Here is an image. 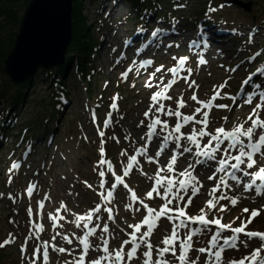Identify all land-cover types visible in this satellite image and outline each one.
<instances>
[{
  "label": "snow or ice",
  "instance_id": "1",
  "mask_svg": "<svg viewBox=\"0 0 264 264\" xmlns=\"http://www.w3.org/2000/svg\"><path fill=\"white\" fill-rule=\"evenodd\" d=\"M178 7H183V5H178ZM209 11H215V9L210 8ZM138 31H143V29H138ZM158 33H161L160 29L153 31L151 36L156 37ZM247 42L249 44L253 42L251 33ZM194 46L200 47L201 45L196 41H192L188 45L189 49ZM202 46L207 48L208 42L203 41ZM173 47L179 49L180 44L171 42L166 45V48L169 49ZM198 55L196 71L208 64L203 53ZM256 55L258 56L260 53H256ZM172 59L176 62L173 67L165 69L163 64L155 67L145 82L146 88L155 87L156 90L150 96V104L143 113L144 119L137 124V128H146V131L139 138L144 143L135 149L134 154H129L126 149L121 150L119 155L125 157L126 162H122L123 167L119 172L114 168L113 162L106 158L105 149L106 133L103 129L109 127L112 123V112L118 110V95L111 98L110 111L104 120L103 128L97 130L100 137L99 159L93 170L98 174L99 184L94 187L87 180L83 181L85 187L96 192L100 198V203H97L95 207L84 214L72 213L71 223L77 229L82 230V235L73 233L72 238L69 235L62 236L68 245H72L73 240L78 241L79 253L73 255L75 249L69 250L65 247H57L49 241H41L33 247L31 255H28L29 240L44 231L43 226L40 223H34L32 219L34 215H38L39 211L45 208V204L38 201L35 212L32 207L27 209L31 224L29 229L31 236H26L19 248L21 260H26L28 264H49V249H51L52 252L67 254L71 257V259L65 260L64 264H133L134 261H139L140 264H174L173 260L166 258L169 255L174 258L175 264H200V255L205 257L203 264H225L224 253L227 250L239 251L240 245L247 249L249 241L256 239L260 242L258 247L252 248L239 259L228 260L227 264H264V232L248 230L249 225L264 214V204L252 209L244 207L241 212L248 214L246 219L237 216L227 224L222 223L223 216L221 215H213L209 218L213 212L225 213L229 211L230 207L235 208L239 205L240 196L228 194L234 191V186L240 187L242 185L245 193L264 199V166L257 167L258 158L264 159V91H259L255 99L252 94L257 90L264 89V85L255 83L253 80L257 73L264 75V71L257 68L256 72L250 74L240 85L237 95L244 92L245 99L242 103L252 106L244 121L234 124L230 129L226 128L224 124L210 129V116L214 109L231 112L233 106H242L237 96L225 92V89L229 87L231 76L212 85V95L201 100L198 97L200 84L192 79L194 70L192 67L186 66L189 63V57L173 56ZM153 63V60L148 59L142 61L141 67L151 66ZM220 67L224 68V65H220ZM238 67L239 65L233 68H224V70L235 72ZM131 71L132 68H128L121 73V78L126 80ZM157 73L161 75L154 85L153 79L156 78ZM166 74H170V78L165 83ZM208 75H211V72ZM181 79L187 85L186 90H192L189 99L196 105L189 114L182 111V109L189 107L184 99V91H181L175 99V109L165 104V101L173 100V97L168 93ZM245 86H250L251 92H246ZM105 87H107V82H105ZM132 87L135 85L133 84ZM223 99L231 100L232 104L216 103V101ZM162 117L168 119H162ZM172 118H174V123H170ZM221 119L227 123L229 117L224 116ZM96 121L97 115L93 110L92 122L95 124ZM146 121L147 123H145ZM111 139L119 143V139L115 135ZM124 139L130 140V136H125ZM154 142L156 143V150L150 154V145ZM133 143L135 142L133 141ZM163 155H167L168 159L162 165L160 161ZM138 158H143V161ZM181 158L188 162L183 170L178 171L177 165ZM209 161L216 165L212 174L207 177L214 184L208 190V199L205 200L198 214H189L187 209L204 187L195 174L196 167L206 165ZM142 162L157 165L154 175L149 176L143 171ZM19 167V163L13 162L9 171ZM134 169L152 181L150 189L143 198L138 196L125 179ZM242 177L248 179L243 180ZM9 182H11V177ZM118 186H122L128 193L129 202L124 205L125 210L142 213V219L139 222L127 224V228L131 229L130 232L125 233L127 238L122 239L118 247L111 248L110 237H112V233L109 224L102 222V218L98 214L103 211L107 213L108 221H114V210L110 205L113 204L114 193ZM36 189L37 185L30 182L26 188L27 195L31 197ZM157 197L163 201L158 209L149 206L146 202ZM186 197L187 199H185ZM9 199H12L11 194H9ZM49 199L48 195L43 197V200ZM222 201L228 203H221ZM60 209L64 212L69 211L64 202H61ZM48 218L53 221V227H62L56 222L66 219L65 216L60 215L59 210L55 215H50ZM162 218L167 219L171 224V231L161 239L160 245L162 246H154L151 237L159 227ZM236 220L240 221L239 226L233 227ZM205 233L210 234L207 246L194 248V238ZM225 233H229V235H225ZM57 236H61L59 231L51 239L55 241ZM94 237L99 243L93 244L91 242L90 238ZM15 242V237L9 233L8 238L0 242V249ZM193 250L200 254L195 259L190 257ZM91 251L98 254L94 258H90Z\"/></svg>",
  "mask_w": 264,
  "mask_h": 264
},
{
  "label": "rangeland",
  "instance_id": "2",
  "mask_svg": "<svg viewBox=\"0 0 264 264\" xmlns=\"http://www.w3.org/2000/svg\"><path fill=\"white\" fill-rule=\"evenodd\" d=\"M27 1L28 0H18L13 2L12 8H8L4 15L0 14V27H2V29H0V58L7 56L10 49L13 47L12 43H10L11 35L5 31L11 30V33H14V35L17 33L18 26L23 15V10L27 6ZM212 1L214 4H216L226 0ZM232 1H234L235 4L229 8L225 7L222 10V16L224 18H228L230 21H235L242 27H244V25L248 22V16L243 15V13L247 15L254 12L259 13L262 10L264 2V0H229L228 2ZM93 2L94 4H91L89 0H82V6L80 7L82 8V13L89 24L94 23V18L99 16L95 15V12L93 11L97 0H93ZM239 2L242 4L250 3L251 6L249 8V12L245 13L242 11L240 7H238ZM185 5L186 7L184 13L186 16L191 17L196 15V12L200 9V0H187ZM257 16L259 17V21L257 23L259 26L261 19L264 18V13L257 14ZM99 17L102 18V16ZM226 23H229V21L227 20ZM187 26V28H192L189 22ZM234 27L241 29V27ZM257 29H259V27H257ZM260 32L263 33V30ZM9 35L10 37L7 38ZM263 38L264 37H262L261 40L258 38L257 40L264 41L262 40ZM233 49H237L235 45L233 46ZM108 50L106 51V55L103 48L99 47L98 54L96 57L94 56L92 65L95 69V73H90L93 78L90 79L89 85H82L80 83L75 68L71 66L68 74L64 78L68 91V96L65 99V103L70 104L67 110H65L60 116H56L55 121L60 119L59 125L51 121L50 123H43V127H40V130L37 132L38 134L34 135L36 145L33 147V152L28 156V162L22 164L18 157L20 156L19 153L22 152V147L24 145L18 146L17 144H13L16 140L15 136L27 123L34 122L37 115L41 117V115L45 114L44 112L46 111V106H49V94L51 93V90L53 92V88L50 86L49 79L45 78V75L40 71V69L37 70V75L35 74L34 78L26 88V92H24L27 94L25 99L26 101L25 103L22 102V104L16 109L15 119L11 128L12 133H9V136L6 137V139L10 142H6L5 144L2 143V145L0 144V242H3L4 239L8 238L9 233H11L16 239L14 244L0 249V264H28L26 260H21L19 254V244L24 242L26 236H30L28 222L26 217L24 218L23 211L25 205H30V202L24 200L21 195V190L24 188V184L26 183L25 181L29 178L31 179V183H34L36 180L39 181V184L43 185L44 191L48 192L50 199L47 202V210H45L44 214H42V220L49 222V226H51V221H49L50 219L48 217L53 215L55 210H61V202H64L67 205L69 211L64 212L61 210L60 213V215L65 216L66 219L64 220L62 229L60 227H56L61 233V236L56 237V242L58 247H65L69 250L75 249L73 255H77L79 253L80 245L78 244V241L73 240L72 245H68L62 239V236L69 235V237L72 238L73 233L82 235V230L77 229L75 225L71 223L73 219L72 213L84 214L91 208L95 207L97 203H100V198L96 195V192L85 187L83 181L87 180L89 183H92L94 187H97L99 184L98 174L93 170L96 162L99 159L98 146L100 143V137L97 134V125L100 126L102 121L107 118L106 115L109 113L107 107L112 103L110 102L111 93L117 91L120 95V101L118 103V110L114 111V115H112L115 125L109 130V132H106V136L111 135L112 132L115 131L114 134L117 135L119 143L113 139H111L109 142L106 141V158L113 162L114 168L119 172V170L123 167L122 162H126V158L119 155L121 150L126 149L128 153L131 154L133 153V150L136 149V147H139L144 143V141L140 140L139 138L146 131V128H137V124L139 121L144 119L143 113L150 104V96L152 92L156 90L155 87L146 88L144 86L149 77V75L147 76L146 74H150L152 71H154L155 67H158L161 64L165 66V69L169 68L166 62L167 59L162 60L158 64L153 63V65L146 69L141 78L133 79L131 84L133 85L134 83L135 87H132L130 84H123L121 89L118 91L116 89L118 79L116 71L112 72V70L109 69L110 67H105L103 61L104 57H108V55L112 53V48H109ZM176 51H178V49ZM216 55V52L211 53L210 56L207 55L206 59H208V64L203 66L202 69L200 68L199 71H196V63L193 65L195 69L194 78L198 84H200L198 97L201 100H204L212 95V85L218 84L229 77L228 72H226L224 68H231V66L237 61L236 55L234 54H232L234 58L225 57L226 59H224L222 62V64L225 65L224 68H222L220 67V62H216L214 60V56ZM128 57L130 56L128 55ZM3 61L4 60H0V70L3 67ZM226 62H229V65H227ZM209 72H211V75H208ZM160 75L161 74L158 73V76L155 78V80H153L154 85L157 83V78ZM169 78L170 74H166L165 83ZM236 81L238 82L239 79ZM3 82L4 81L0 83L2 84ZM105 82H107V87H105ZM3 87H5V85H3ZM85 87L87 88L86 90ZM186 89L187 85L183 80L178 84L176 83L168 93L173 97V100L165 101L166 106H170L175 109V99L179 96L181 91H184V99L187 101L189 107L182 109V111L185 114H189L193 108L196 107V105L195 102L189 99L192 94V90ZM13 91H10V94H13ZM100 100H104L105 102L103 103L101 111H97L99 113H96L97 121L94 124L92 122V109L95 110V104H97ZM228 101V99H223L216 101V103L230 104ZM2 103L6 104L8 101L1 100L0 104ZM99 107H101V104H99ZM251 107L252 106H250L248 109H251ZM248 109L245 108V110L241 112L242 116L239 114L240 112L237 111L228 112L221 109H214L210 116V129H214L221 124L230 126V124L237 121L241 122L243 118L245 119L248 115L246 114ZM9 113L11 114L12 110H10ZM224 116L229 117L227 123L221 119ZM120 117H123V119H120ZM162 119L168 118L162 117ZM114 121H112L109 127L114 124ZM145 123H147V121ZM170 123H174V118L170 120ZM53 130L57 131L56 136L52 140L51 145H47L45 147L46 140L45 142H42V140L38 141V138L41 136V132H48V135ZM185 131H187V129H185ZM27 135L29 136L28 132H26L24 139ZM125 136H130V140H125ZM85 137H87V139H85ZM133 141L135 143H133ZM153 153L154 152L150 149V154ZM141 161H143V159H141ZM13 162L19 163L20 167L17 168V170H21L11 182H8L6 181V170L10 169ZM166 162L167 161L164 160V158H161L160 163L162 165ZM178 164L180 167L177 168V170H183L184 167L182 166L184 163L178 162ZM258 165L264 166V160L258 158L257 166ZM142 168L144 172L151 176L154 175L157 165L142 162ZM195 174L199 177L204 187L201 189V193L193 199V203L190 206V214L192 215L198 214L199 209L204 205L205 200L208 199V190L210 189L208 185L211 182L207 179V177H205V173L199 168ZM127 178L129 186L132 187V189H136L138 191V195L141 197L144 196V194L150 189L152 181L148 180L147 176L141 175L136 169H134ZM213 184L214 182H212V185ZM117 191L119 192L117 193L116 200L114 201L113 209L114 212L116 211L115 220H107L106 222L107 215L104 216L103 211L100 213V215H102V222L109 224V228L113 236V241L110 246L111 248L119 246L121 240L123 239L124 232L128 229L127 224L139 222L142 214L126 211L124 205L129 201L127 196L128 193L122 186H118ZM9 194H11L12 198L15 199V202L12 201V199H9ZM248 199L249 196L245 197L243 195L239 205L229 213L234 216L240 215L242 219V217L246 216L241 215V209H243V207H249L252 209L264 204V200H256L255 204L247 203V201H249ZM147 203L149 206L157 209L160 204V202L155 204V199L149 200ZM34 208L35 207H33V209ZM34 218H36V215H34ZM255 220L263 223L264 229V214ZM255 220L252 223L253 227L251 229L259 231ZM239 222L240 221L238 220L237 223L239 224ZM260 225L262 226V224ZM166 226H168V228H165ZM47 230L48 228L46 227L45 231ZM170 231L171 224H169V222L166 220L164 221L163 228V220H161L159 222V227L156 229L155 234L153 235V238H151L153 245L161 246V239L165 235L169 234ZM56 232L49 231L47 233V240H49L50 237L55 236ZM256 242L257 244L255 243V246L258 247L260 242L258 240H256ZM92 243L97 244L99 241L94 238ZM250 243L253 244V242ZM28 248H30L32 251L33 246L29 244ZM248 249L250 248H240L239 251L232 255V259L241 258L246 254V252L251 251ZM97 254V252L91 251L90 258H94ZM28 255H31L29 251ZM190 257L194 259L192 252ZM166 258L173 260L174 262L173 257L168 256ZM69 259H71V257H69L67 254H57L54 252L49 264H64V261ZM224 259L230 260L231 257L226 255ZM133 264H140V262L134 261ZM225 264H227L226 261Z\"/></svg>",
  "mask_w": 264,
  "mask_h": 264
},
{
  "label": "bare ground",
  "instance_id": "3",
  "mask_svg": "<svg viewBox=\"0 0 264 264\" xmlns=\"http://www.w3.org/2000/svg\"><path fill=\"white\" fill-rule=\"evenodd\" d=\"M16 1L17 0H0V4L2 3L0 5L1 6L0 14L4 15L6 10L8 8H12L13 2H16ZM32 1L33 0H30L26 4L27 6L24 8L23 14L24 12H26L27 7ZM42 2L45 3V8L46 6H48L47 8L53 10L51 14L47 10V8L45 9V11H48L47 18L51 20H55L54 30L53 28H49L50 30H43L42 35L36 37L37 32L40 31L41 28H44L41 22H36V21L28 22L27 25L25 26V29L29 32L30 36L33 39V42L38 41L40 43L39 45L35 46L36 51H38L40 55L46 56L48 60H52L51 59L52 55L49 53H45V51L43 50V46L53 44L57 41L56 30L60 28V25L63 26L64 24L62 22H60L59 24L56 20L64 21L62 17L64 13L62 11L59 12L57 6H55V8L53 7L54 4H52V0L51 2L48 0H42ZM89 2L91 4H94L93 0H89ZM69 3H70V34H71V37L70 39L66 38V40L68 41V48L77 49V47L73 43V27L75 25V21H74L75 10L78 9L88 29L87 36H88V40L91 41L90 47L88 48V51H90L88 52V54H90L91 51L96 46L98 47L102 46V48L106 49L107 51L109 49V45L114 50L122 48L119 45V43H122V42L126 43V46H125L126 49L127 48L132 49L138 46H141L144 48H154L160 42H167L168 41L167 38L171 36V32L168 29H165L164 33L160 29L161 33H158L156 37H152L151 33L157 29L156 25L153 28L149 27L147 31H144L146 24L142 22H145V23L148 22V26H149L154 23H159V20L163 16H166V15L175 16L178 14L175 22L177 25H180L183 23V19L178 18V16L180 15V12L183 7H178V5L184 6L187 3V0H97L93 11L95 12V15L102 16V18L98 16L94 18V23H90V24L87 22V19L84 17L82 13V8H80L82 6V0H69ZM66 5H67V0L64 2L63 6L66 7L68 11V6ZM57 16H61L60 19H58ZM21 21H22V18L20 20L17 33L15 35L14 33H11V30L5 31L11 35L10 43H12V45H15V40L19 33ZM140 23H142L141 25L143 27L142 28L143 31H138V28H133L134 26ZM165 26H168V25L162 24V27H165ZM0 29H2V27H0ZM181 30H183L181 33H185V35L189 37L190 42L192 41L198 42L200 38L198 31L194 36H192L191 30H187V29L186 30L181 29ZM44 31H46L47 33H43ZM10 35L7 38H9ZM82 35H84V33H82ZM185 35H183V40H182L183 43H185L186 41L184 40ZM259 35H261V32ZM120 36H122V38ZM106 40L110 42L109 45H108L109 42L102 43L103 41H106ZM182 45L184 44H181V46ZM114 50H112V53H111L112 56L109 55L108 57L103 58L104 65L106 67H110V70H112V72H115V69L121 66L120 62L122 60V56L124 55L123 49L122 50L119 49L121 52V54L119 53V55H114L117 53ZM189 50L195 51L196 47L194 46L192 49H189ZM40 55L37 57L38 60H41ZM7 57L8 55L6 56V58ZM82 60L85 64L90 65L89 64L90 60L87 59L86 57H83ZM118 60H119V63H117ZM77 61L78 60H76V62ZM134 62L135 64L132 67L133 71L147 69L146 65L144 67H141L142 62L139 60V58L137 57L134 58ZM50 63L51 61L48 62L47 64H50ZM71 65H72L71 62L64 63L63 66H66L65 72L69 71ZM76 67H77V70L80 69L79 65H76ZM3 68L4 66L0 70L1 73H3ZM38 68L44 75L50 76L51 79L56 78L55 75H56V71L58 70L57 65L51 66L47 69L44 66L40 65L38 66ZM79 73L80 72H78L77 74ZM34 74H36V71ZM34 76L35 75H33L31 78H33ZM253 80L256 83L257 81L260 80V78L258 76H255ZM28 83H30V79L28 80ZM14 88L16 87L14 86ZM8 103H6L7 105H5V108L0 110V118H2L3 116V119H2L3 123L7 125H11L15 119L16 109L18 108V106L22 104V102L21 103L19 102L20 104L18 103L16 106H13L14 104L12 102H8ZM69 104L65 105V107L68 108ZM10 110H12L11 114L9 113ZM55 118L56 117L54 116L51 119V122H56ZM209 165H214V162L209 161Z\"/></svg>",
  "mask_w": 264,
  "mask_h": 264
},
{
  "label": "water",
  "instance_id": "4",
  "mask_svg": "<svg viewBox=\"0 0 264 264\" xmlns=\"http://www.w3.org/2000/svg\"><path fill=\"white\" fill-rule=\"evenodd\" d=\"M51 2V0H48ZM66 0H52L53 7L57 6L58 11H62L63 20H56L59 24L62 22L64 27L60 25V28L56 30L57 41L50 45H44L43 50L45 53L52 55V60H48L46 56L40 55L36 51L35 46L39 45L38 41H34L30 36L29 32L25 29L28 22H41L44 28H41L37 32L36 37L42 35L43 30H50L53 28L55 20L47 18L48 11L52 14L53 10L47 8L45 11V3L42 0H33L27 7L26 12L22 16V21L20 24L19 33L15 40V45H13L10 50L8 57L5 59L3 65L2 79H5L10 85L19 88L22 84L28 81L37 70L38 66H44L46 69L51 66H60L64 62V56L68 48V41L66 38L70 39V3L67 0L68 11L64 7V2ZM238 6L244 8L247 12L249 11L250 4L238 3ZM61 16H57L60 19ZM48 26V27H47ZM43 33H47L44 31ZM48 35V34H46ZM40 55L41 60H38ZM50 64H47L50 62Z\"/></svg>",
  "mask_w": 264,
  "mask_h": 264
},
{
  "label": "trees",
  "instance_id": "5",
  "mask_svg": "<svg viewBox=\"0 0 264 264\" xmlns=\"http://www.w3.org/2000/svg\"><path fill=\"white\" fill-rule=\"evenodd\" d=\"M29 1L30 0H28L27 3ZM206 2H207V0H200V9L196 12V15L194 16V21H197L206 12V9H207V6H206L207 3ZM262 8H264V4H263ZM262 12H264V9L262 10ZM252 16H254V15H252ZM74 21H75V25L73 27V43L77 47V49H73V48L69 49L68 48L66 55H65L67 60L65 62H71V61L74 62V61L78 60L77 62L79 64L80 69H83L87 64H85L83 62L82 58L86 57L87 59L90 60L91 53L88 54V52H90V51H88V48L90 47L91 41L88 40V36H87L88 29H87V26L85 25V22H84L81 14H80V11L78 9L75 10ZM248 22H249V24L252 23V17L249 18ZM82 33H84V35H82ZM5 57L6 56H3L2 58H0V60H4ZM64 63H63V65H64ZM62 66H60L58 68V70L56 71V75H55L56 78H58V77L62 78L67 73V72H65L66 66H63V67ZM45 76H46V78L51 79L50 76H47V75H45ZM29 84L30 83L27 82L20 89L13 91V88L8 86L6 83H2V84L0 83V98H5L6 96H8L11 100L9 102H12L14 104L13 106H16L19 102L25 103L26 93H24V92H26L25 90ZM54 84H56V81H54ZM3 85H5V87H3ZM56 86L60 87L59 84H56ZM59 89L57 91H59ZM10 91H13L14 93L10 94ZM49 95H50V97H48L49 106L48 107L46 106V111L44 112V113H47V115L49 112L54 113V106L57 103L56 95H52V93H50ZM49 116H51V115H49ZM44 118H45L44 114L41 115V117H39V115H37L35 118V122H29L25 125V127H27V130H29V131L30 130L37 131V127L38 128L40 127V124L43 123Z\"/></svg>",
  "mask_w": 264,
  "mask_h": 264
}]
</instances>
